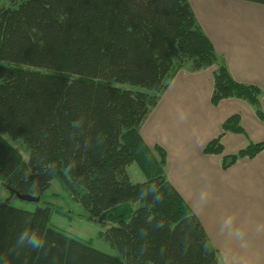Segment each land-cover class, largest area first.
Instances as JSON below:
<instances>
[{
    "label": "trees",
    "instance_id": "trees-1",
    "mask_svg": "<svg viewBox=\"0 0 264 264\" xmlns=\"http://www.w3.org/2000/svg\"><path fill=\"white\" fill-rule=\"evenodd\" d=\"M0 0V179L43 195L59 177L121 257L50 225L52 207L0 203V264H222L203 224L167 177V153L141 126L176 74L215 65L211 103L249 102L264 120L262 89L237 81L188 0ZM264 4V0H249ZM188 64V65H187ZM140 87L128 89L108 81ZM235 114L223 132H243ZM4 134L21 140L25 160ZM222 167L264 142L224 154ZM137 163L146 180H130ZM116 223V225H114ZM38 232L36 249L29 243Z\"/></svg>",
    "mask_w": 264,
    "mask_h": 264
},
{
    "label": "crops",
    "instance_id": "crops-1",
    "mask_svg": "<svg viewBox=\"0 0 264 264\" xmlns=\"http://www.w3.org/2000/svg\"><path fill=\"white\" fill-rule=\"evenodd\" d=\"M232 76L262 89L264 112V4L249 0H188ZM216 66L183 67L141 126L149 145L167 153L166 174L200 219L222 264H264V149L222 167V155L204 152L222 134L224 154L264 142V120L238 98L211 103ZM239 115L243 132L223 123Z\"/></svg>",
    "mask_w": 264,
    "mask_h": 264
},
{
    "label": "rangeland",
    "instance_id": "rangeland-1",
    "mask_svg": "<svg viewBox=\"0 0 264 264\" xmlns=\"http://www.w3.org/2000/svg\"><path fill=\"white\" fill-rule=\"evenodd\" d=\"M2 2L5 5L10 4V0H3ZM108 82L113 86L122 88H140L130 83H120L114 80H109ZM3 136L21 152L25 160L29 159V150L21 140L12 139L7 134ZM128 173L130 180L134 183L146 180L144 173L137 163H132L128 166ZM43 199L44 203L41 205L38 202L25 200L0 179V203H8L14 207L29 211H34L39 205H50L52 207L50 219V225L52 227L82 240L100 251L121 257L117 248L111 245L102 235V232L110 225L103 226L98 221L90 219L88 212L81 203L71 195L69 189L59 177H55L51 181V185L45 191ZM114 225H116V223Z\"/></svg>",
    "mask_w": 264,
    "mask_h": 264
},
{
    "label": "clouds",
    "instance_id": "clouds-1",
    "mask_svg": "<svg viewBox=\"0 0 264 264\" xmlns=\"http://www.w3.org/2000/svg\"><path fill=\"white\" fill-rule=\"evenodd\" d=\"M29 243L31 244V246L33 248H40L43 245V240L42 237L40 236V234L38 232H36L29 240Z\"/></svg>",
    "mask_w": 264,
    "mask_h": 264
},
{
    "label": "water",
    "instance_id": "water-1",
    "mask_svg": "<svg viewBox=\"0 0 264 264\" xmlns=\"http://www.w3.org/2000/svg\"><path fill=\"white\" fill-rule=\"evenodd\" d=\"M18 194L25 200H30L34 202H39L41 200L40 196H31V195H25V194H20V193Z\"/></svg>",
    "mask_w": 264,
    "mask_h": 264
}]
</instances>
